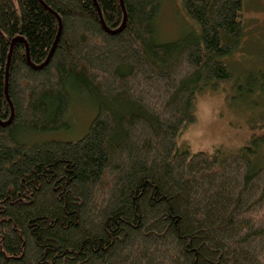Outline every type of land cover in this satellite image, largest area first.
Segmentation results:
<instances>
[{"label": "trees", "instance_id": "trees-1", "mask_svg": "<svg viewBox=\"0 0 264 264\" xmlns=\"http://www.w3.org/2000/svg\"><path fill=\"white\" fill-rule=\"evenodd\" d=\"M181 1L195 30L167 42L163 0H0V264H264L253 149L179 145L237 80L247 0ZM75 96L97 109L82 137L22 141L67 131Z\"/></svg>", "mask_w": 264, "mask_h": 264}, {"label": "rangeland", "instance_id": "rangeland-1", "mask_svg": "<svg viewBox=\"0 0 264 264\" xmlns=\"http://www.w3.org/2000/svg\"><path fill=\"white\" fill-rule=\"evenodd\" d=\"M245 21L243 45L228 59L237 80L221 83L217 90L206 88L198 95L197 120L185 130L179 145L193 153L217 150L226 155L252 148V154H248L256 170L264 167V144L253 141L261 136L255 126L264 116V0H247ZM193 30L195 25L182 1L163 0L157 38L170 42ZM96 111L92 102L75 96L67 131L58 135L24 134L22 141L77 140L87 132Z\"/></svg>", "mask_w": 264, "mask_h": 264}, {"label": "water", "instance_id": "water-1", "mask_svg": "<svg viewBox=\"0 0 264 264\" xmlns=\"http://www.w3.org/2000/svg\"><path fill=\"white\" fill-rule=\"evenodd\" d=\"M51 56H52V52H51L49 58L47 59V61L44 64L40 65V66H35L32 63H30V66L33 67L36 70L42 69V68H44L49 63V61L51 59ZM11 109H12V116H11L10 120L7 121V122H0V125L7 126V125H9V124H11L13 122L14 110H13V106L12 105H11Z\"/></svg>", "mask_w": 264, "mask_h": 264}]
</instances>
